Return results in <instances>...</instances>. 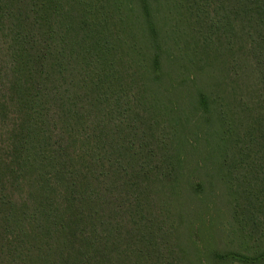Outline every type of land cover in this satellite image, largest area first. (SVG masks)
Segmentation results:
<instances>
[{
	"label": "trees",
	"instance_id": "1",
	"mask_svg": "<svg viewBox=\"0 0 264 264\" xmlns=\"http://www.w3.org/2000/svg\"><path fill=\"white\" fill-rule=\"evenodd\" d=\"M169 50L174 67L232 72L191 83L214 93L197 103L219 108L253 244L207 258L264 264V0H0V264H183L166 200L180 161L155 97Z\"/></svg>",
	"mask_w": 264,
	"mask_h": 264
},
{
	"label": "rangeland",
	"instance_id": "2",
	"mask_svg": "<svg viewBox=\"0 0 264 264\" xmlns=\"http://www.w3.org/2000/svg\"><path fill=\"white\" fill-rule=\"evenodd\" d=\"M177 24L182 36L188 26L183 22ZM168 40L166 38L165 42ZM168 44L171 45V42ZM184 49L185 46L182 45L180 53L193 58ZM173 53V50H169L162 56L163 69L170 74L172 82L167 78V90H159L155 95L161 101L159 115L166 118L161 126L167 131L166 139L173 142V149L175 148L176 157L180 161L178 177L181 187L176 188L177 194H168L166 200L168 204L173 203L174 206L170 205L169 208L176 211V218H179L180 227L176 235L183 264H217L207 258L211 250L246 252L253 240L240 235L239 223L233 214L234 201L229 193L228 179L224 178L227 164L232 162L233 156L231 152L223 151L225 145H222L219 138L225 128L220 123L219 108L214 103L210 109L203 110L197 103L199 93H205L209 97L214 96V93L207 85L193 87L191 81L196 78L208 83V75L220 76L232 72L229 71V64L224 65V73L217 71L215 67L201 69L198 63L182 62L181 59L186 58L184 56L179 57L178 63L182 62L181 66L174 67L176 53ZM218 61L219 58L216 63ZM217 67L220 68L218 65ZM171 84L177 87L170 88ZM248 94L249 92H244V98ZM254 96L255 93L252 100L255 99ZM164 106L171 110L165 111ZM239 106L240 104L231 105L229 111L230 117H236V124L241 125L240 120H237V115L241 114ZM230 138L233 139L234 136L231 135Z\"/></svg>",
	"mask_w": 264,
	"mask_h": 264
}]
</instances>
